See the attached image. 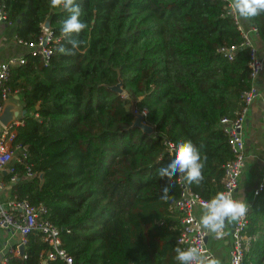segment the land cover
Wrapping results in <instances>:
<instances>
[{
    "label": "trees",
    "instance_id": "trees-1",
    "mask_svg": "<svg viewBox=\"0 0 264 264\" xmlns=\"http://www.w3.org/2000/svg\"><path fill=\"white\" fill-rule=\"evenodd\" d=\"M77 3L88 28L65 37L70 14L50 0H0L17 38L37 41L46 18L53 36L47 61L27 51L0 86L1 107L13 92L22 102L12 141L28 153L3 180L14 175L12 194L46 206L75 264H178L180 187L174 177L169 199L160 198L168 180L158 170L173 158L164 141L192 140L206 160L204 179L189 185L208 200L223 191L233 153L220 119L239 115L253 85L249 48L231 58L221 49L242 41L228 0ZM247 21L264 41V14ZM69 39L83 44L74 55L59 53L71 49ZM117 83L124 93L110 88ZM130 103L146 111L153 133L132 126ZM247 231L256 239L244 264H264V187L249 205ZM48 247L33 230L22 255L5 253L6 264H64L40 262Z\"/></svg>",
    "mask_w": 264,
    "mask_h": 264
},
{
    "label": "built area",
    "instance_id": "built-area-1",
    "mask_svg": "<svg viewBox=\"0 0 264 264\" xmlns=\"http://www.w3.org/2000/svg\"><path fill=\"white\" fill-rule=\"evenodd\" d=\"M229 3V0H228ZM229 13L235 19V23L240 30L242 41L236 45L230 47H222L221 49L229 56L240 46L249 48V68L250 75L253 80L264 70V59L260 54V49L264 50V41L257 38V28L253 25L245 27L241 21V17L235 13L229 4ZM13 23L7 18V14L0 4V34L3 28ZM41 34L38 36L37 41L26 42L20 38H16V41L24 44L27 47V51L37 52L41 55L44 61L48 60L51 52L50 41L53 39L51 30L49 27H45L41 24ZM24 62V55L21 56H9L6 59H0V86H3L6 80L9 69L12 65H16ZM3 98H7L10 93L5 87L2 88ZM257 94L256 88L252 85L249 90L244 91V106L241 109L239 115L230 120L227 117H222L220 123L223 130L228 135V142L231 147L233 157L229 160L224 167V189L223 191H231L235 195L239 177L246 164V147L241 133L243 120L245 114L254 98ZM2 107L0 106V111ZM145 112L144 110L141 111ZM146 113V112H145ZM262 121L264 124V99L262 105ZM17 121H11L6 125H3L0 129V173L2 170L13 171L12 164L15 160L23 161L28 153L27 147L19 143H13V136L15 135V125L19 124ZM168 153L173 156L175 151V145L170 140L164 141ZM28 173L31 175L32 172ZM13 175L10 180L14 181ZM175 181L180 187V194L174 201V207L179 211L181 215V227L177 236V242L181 248H188L191 246H198L204 249L211 257V253L207 250L205 245V230L198 228L199 219L194 213L196 207L204 208L205 203L209 200L201 196L198 192L194 191L189 182L183 176L175 177ZM264 187V161L262 163V171L260 179L253 190V196H256L261 192ZM0 188L2 183L0 182ZM46 206L43 203L32 204L26 198H18L16 195H6L0 198V226H6L16 229L19 232V240L15 249L12 250L14 254H19V246L25 245L27 235L37 230L40 238L48 244V248L40 253V262H44L47 259L61 258L64 264H75L72 256L61 246V239L59 236L60 228L52 223L48 218L44 216L46 213ZM249 223V206L246 214L235 220L231 232V244L229 248V262L230 264H244L245 252L250 248L252 241L256 239V234L248 233ZM3 264H6V258L2 260Z\"/></svg>",
    "mask_w": 264,
    "mask_h": 264
},
{
    "label": "clouds",
    "instance_id": "clouds-1",
    "mask_svg": "<svg viewBox=\"0 0 264 264\" xmlns=\"http://www.w3.org/2000/svg\"><path fill=\"white\" fill-rule=\"evenodd\" d=\"M229 4L232 10L244 20L264 14V0H229ZM50 5L53 8L62 7L70 14L62 23L61 32L65 37L79 35L88 28V24L81 20L82 9L77 0H50ZM68 42L72 46L71 49L60 46L57 51L61 54L74 55L83 44V41L79 39H69ZM205 160L206 158H202L200 147L192 140L179 142L175 146L173 158L166 166L158 170L159 176L168 180V183L162 186L160 198L164 201L169 199L174 177L183 176L187 182L199 184L204 179L202 170L205 167ZM248 206L242 195L237 198L231 191H219L205 203L203 215L198 221V228L214 233L217 238H220L225 234L226 222L243 217L248 211ZM174 252V259L178 264H219L198 246L186 249L177 246Z\"/></svg>",
    "mask_w": 264,
    "mask_h": 264
},
{
    "label": "crops",
    "instance_id": "crops-1",
    "mask_svg": "<svg viewBox=\"0 0 264 264\" xmlns=\"http://www.w3.org/2000/svg\"><path fill=\"white\" fill-rule=\"evenodd\" d=\"M245 27H249L250 24L247 20L241 18ZM27 47L16 41L14 24L7 25L3 28L0 34V59H6L9 56H21L27 52ZM260 54L264 59V50L260 49ZM253 86L256 88L257 94L254 96L243 120L241 133L246 147V164L239 177V183L235 192L237 198L242 195L246 199L248 205L251 204L254 197L253 190L257 185L262 171V163L264 161V124L262 121V105L264 99V70L253 80ZM10 96L5 100V105L12 106L13 111H19L18 115L13 116L12 121L19 122L20 111L22 109V102L16 92L9 94ZM0 111V114L2 112ZM3 124L0 122V129ZM15 132V130L13 131ZM6 172L2 170L0 173V182L2 188H0V198L6 195L12 194L10 186L14 181L10 180L5 182L3 180V174ZM204 208L196 207L194 210L198 219L203 215ZM234 225V221H227L224 229V235L217 238L214 233L206 232L205 245L207 250L211 253V257L216 259L219 264H230L229 262V248L231 244V232ZM19 240V232L16 229L6 226H0V263L7 251H12L16 248ZM14 253V252H13ZM23 254V253H22ZM19 254L15 255H22Z\"/></svg>",
    "mask_w": 264,
    "mask_h": 264
},
{
    "label": "water",
    "instance_id": "water-1",
    "mask_svg": "<svg viewBox=\"0 0 264 264\" xmlns=\"http://www.w3.org/2000/svg\"><path fill=\"white\" fill-rule=\"evenodd\" d=\"M49 23H50V18H46L45 21L43 22V25L45 27H49ZM110 88H112L113 90H116L119 93H122V90H123L120 83L114 84ZM18 112H19L18 110L13 111L11 105L9 104L5 105L0 114V122L3 125L8 124L9 122L12 121L13 116L18 115ZM24 112L25 110L22 108L20 111V115L24 114ZM132 126H137L142 130V132L148 133V134L153 133V130H154L152 125L145 122V114H143L142 112L136 114L133 120ZM41 177L42 175H40V178ZM23 251H24V245H20L19 252L22 254Z\"/></svg>",
    "mask_w": 264,
    "mask_h": 264
},
{
    "label": "rangeland",
    "instance_id": "rangeland-1",
    "mask_svg": "<svg viewBox=\"0 0 264 264\" xmlns=\"http://www.w3.org/2000/svg\"><path fill=\"white\" fill-rule=\"evenodd\" d=\"M122 93H124V91L122 90ZM129 107L131 108V110L134 112V115L136 116L137 113H140L141 111H137L135 105L133 103H130ZM145 111V110H144ZM146 112V111H145ZM145 112H143V114H145Z\"/></svg>",
    "mask_w": 264,
    "mask_h": 264
}]
</instances>
